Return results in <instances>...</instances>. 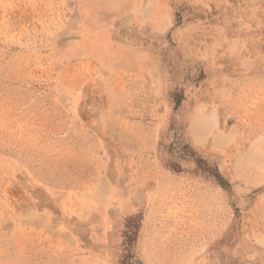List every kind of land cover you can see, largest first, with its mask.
<instances>
[{
	"label": "rangeland",
	"instance_id": "374dc122",
	"mask_svg": "<svg viewBox=\"0 0 264 264\" xmlns=\"http://www.w3.org/2000/svg\"><path fill=\"white\" fill-rule=\"evenodd\" d=\"M0 264H264V0H0Z\"/></svg>",
	"mask_w": 264,
	"mask_h": 264
},
{
	"label": "crops",
	"instance_id": "0c3cea01",
	"mask_svg": "<svg viewBox=\"0 0 264 264\" xmlns=\"http://www.w3.org/2000/svg\"><path fill=\"white\" fill-rule=\"evenodd\" d=\"M206 183L208 182L206 181ZM195 193L197 197L194 199V206L198 209L201 216H208L212 205L209 199L210 191L208 186H199L198 188L196 187Z\"/></svg>",
	"mask_w": 264,
	"mask_h": 264
},
{
	"label": "bare ground",
	"instance_id": "6f19581e",
	"mask_svg": "<svg viewBox=\"0 0 264 264\" xmlns=\"http://www.w3.org/2000/svg\"><path fill=\"white\" fill-rule=\"evenodd\" d=\"M221 136V135H220Z\"/></svg>",
	"mask_w": 264,
	"mask_h": 264
}]
</instances>
